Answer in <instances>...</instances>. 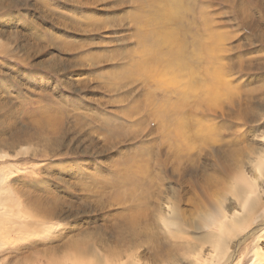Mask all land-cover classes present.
<instances>
[{"label":"bare ground","instance_id":"1","mask_svg":"<svg viewBox=\"0 0 264 264\" xmlns=\"http://www.w3.org/2000/svg\"><path fill=\"white\" fill-rule=\"evenodd\" d=\"M141 1L131 22L145 36L154 19L161 50L121 53L131 90L121 114L144 124L148 158L125 173L146 190L115 200L112 217L103 207L100 224L63 247L61 223L40 228L0 193V264H264V0H201L195 32L181 22L198 0H176L177 12Z\"/></svg>","mask_w":264,"mask_h":264},{"label":"rangeland","instance_id":"2","mask_svg":"<svg viewBox=\"0 0 264 264\" xmlns=\"http://www.w3.org/2000/svg\"><path fill=\"white\" fill-rule=\"evenodd\" d=\"M162 1L177 12L176 0ZM80 2L0 0V15L7 14L0 26V179L6 186L0 193L14 196L10 210L38 220L40 228L61 223L69 233L56 242L61 247L99 225L103 207L112 217L119 211L115 200L146 190L144 177L137 182L125 173L127 163L148 158V145L141 120L121 114L131 91L121 53L132 49L139 58L148 48L161 50L154 19L143 27L146 37L131 22L145 5L141 0H100L91 8ZM201 3L181 22L187 31L199 27ZM85 215L93 223L82 222Z\"/></svg>","mask_w":264,"mask_h":264}]
</instances>
